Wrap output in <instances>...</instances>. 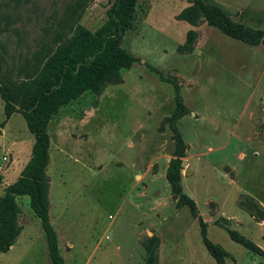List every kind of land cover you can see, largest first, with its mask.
<instances>
[{
	"label": "rangeland",
	"instance_id": "1",
	"mask_svg": "<svg viewBox=\"0 0 264 264\" xmlns=\"http://www.w3.org/2000/svg\"><path fill=\"white\" fill-rule=\"evenodd\" d=\"M73 1L0 0L4 65L30 66L51 45L54 25ZM201 1L264 33V0ZM112 2H86L75 25L97 31ZM189 5L138 0L120 40L137 61L120 72L121 83L97 96L83 93L49 121L48 215L64 264H215L197 219L165 179L173 151L164 124L174 107L171 83L187 111L177 122L181 193L193 201L206 239L229 254L224 264H264V254L246 251L223 229L264 253V45L233 40L203 20L195 26L177 20ZM188 31L195 35L191 50L180 54ZM1 122L0 164L2 157L7 162L0 195L33 142L21 115L6 120L0 101ZM17 205L22 230L0 253V264H50L28 198Z\"/></svg>",
	"mask_w": 264,
	"mask_h": 264
},
{
	"label": "trees",
	"instance_id": "2",
	"mask_svg": "<svg viewBox=\"0 0 264 264\" xmlns=\"http://www.w3.org/2000/svg\"><path fill=\"white\" fill-rule=\"evenodd\" d=\"M74 0L67 5L53 29L48 47L37 55L35 61L24 68L5 66L0 55V101L7 120L18 113L24 120L27 131L32 135L30 156L21 168L17 178L6 185L0 195V253H6L22 230L19 224L20 209L17 199L28 198V207L39 220L44 235L47 257L50 264H64L57 248L55 231L49 221L48 188L49 179L45 173L49 161V137L47 126L59 108L76 101L83 93L100 95L108 86L121 83L120 72L128 70L137 61L136 57L120 48V40L130 25L138 0H113L106 11V20L100 28L91 33L75 25L86 2ZM191 26L203 20L208 26L221 31L233 40L264 45V33L244 28L231 22L215 4L201 0H190V5L175 17ZM194 33L188 31L177 51L182 54L191 50ZM149 70L159 73L147 66ZM14 74V75H13ZM174 93V107L164 120L173 141L165 179L173 195L187 206L197 219L202 244L215 264H224L229 254L205 237V224L197 216L192 200L181 193L179 186L184 144L177 128V122L187 114L178 94V88L171 83ZM3 122L0 123V127ZM228 238L246 251L263 255L262 250L250 240L223 227ZM148 250L147 247H145Z\"/></svg>",
	"mask_w": 264,
	"mask_h": 264
},
{
	"label": "built area",
	"instance_id": "3",
	"mask_svg": "<svg viewBox=\"0 0 264 264\" xmlns=\"http://www.w3.org/2000/svg\"><path fill=\"white\" fill-rule=\"evenodd\" d=\"M6 162H7L6 157H2V158H1V164H0V170L2 169V166H3L4 164H6Z\"/></svg>",
	"mask_w": 264,
	"mask_h": 264
},
{
	"label": "water",
	"instance_id": "4",
	"mask_svg": "<svg viewBox=\"0 0 264 264\" xmlns=\"http://www.w3.org/2000/svg\"><path fill=\"white\" fill-rule=\"evenodd\" d=\"M185 170H186V168H185ZM185 170H184V171H185ZM184 171H183V173H184Z\"/></svg>",
	"mask_w": 264,
	"mask_h": 264
},
{
	"label": "bare ground",
	"instance_id": "5",
	"mask_svg": "<svg viewBox=\"0 0 264 264\" xmlns=\"http://www.w3.org/2000/svg\"><path fill=\"white\" fill-rule=\"evenodd\" d=\"M187 172V171H186Z\"/></svg>",
	"mask_w": 264,
	"mask_h": 264
}]
</instances>
